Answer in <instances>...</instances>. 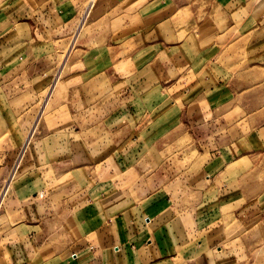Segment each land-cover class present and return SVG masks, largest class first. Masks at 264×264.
<instances>
[{
    "label": "crops",
    "instance_id": "1",
    "mask_svg": "<svg viewBox=\"0 0 264 264\" xmlns=\"http://www.w3.org/2000/svg\"><path fill=\"white\" fill-rule=\"evenodd\" d=\"M83 25L60 108L100 112L94 128L108 129L114 147L124 133L118 142L131 139L130 150L98 154L91 186L68 193L55 217L37 214L38 197L29 199L23 221L0 234V264H197L198 247L181 249L207 238L215 213L245 198V161L264 175V0H0V188L12 170L0 204L36 127L24 141L20 130L10 135L6 117H26L54 78L53 43ZM134 109L159 118L115 129L118 111L127 120ZM75 123L71 114L66 129ZM166 128L214 160L166 182L158 146ZM142 133L156 137L159 154L144 148ZM232 174L239 177L229 181ZM262 183L247 195L259 210ZM26 191H16L23 201Z\"/></svg>",
    "mask_w": 264,
    "mask_h": 264
},
{
    "label": "rangeland",
    "instance_id": "2",
    "mask_svg": "<svg viewBox=\"0 0 264 264\" xmlns=\"http://www.w3.org/2000/svg\"><path fill=\"white\" fill-rule=\"evenodd\" d=\"M87 34L88 30L83 25L79 31L78 28L72 30L64 40L60 39L53 43L57 68L50 85L39 94L37 103L26 112L25 118L16 120V118L8 119L6 117V122L10 123L8 126L10 135L13 137L14 133L20 130V139H24V141L35 124L36 127L30 143L25 148L26 153L22 154L20 167L11 178L9 188L0 204V234L19 221H23L25 214L29 212L30 203L28 200H32L34 197H38L40 201L37 214L54 215L55 217L60 211V203L66 199L68 193L71 194L81 188L91 186L92 181L88 178L93 175V167L94 163L98 161V154L106 155L113 152L114 149L124 154L125 151L130 150L131 139L118 142V139L124 138L122 135L124 133L116 134L117 144L114 147L115 143L110 141L108 129L94 128L104 117L99 116L100 112H86V115L78 116L77 113H80L77 111L78 109L74 110L77 112H73L60 108L66 106L68 98L67 80L64 77L69 69L70 60L81 49L79 44L83 42V36ZM183 34L181 32V38ZM58 73L59 77L54 84ZM145 111L134 109L127 120V116L122 117L126 115V111H118L115 129L119 130L120 127L122 129L127 124L132 130L136 124H141L142 129H145L151 121H157L159 118L157 112ZM71 114L74 115L76 123L83 122L85 127L77 126L75 123V127L66 129V123ZM176 133H173V128H166L164 133L161 132L163 134L162 142L158 143L159 156L165 162L166 182L169 181V178L174 177V173L177 175L188 169L195 171L214 160V157L208 154L209 148L204 150L201 146L203 144L192 143L187 133L183 136H176ZM136 135L137 132L133 131L132 138ZM141 137L143 138V135ZM144 138V148L150 147V154H159L153 146L156 145L154 143L156 137H145L144 134ZM207 145L210 148L213 147V145ZM21 147L19 149L23 150ZM94 155L95 157H93ZM23 167L27 169H23ZM253 167L251 159L245 161L244 167L240 169L242 175L239 181L243 179L240 190L243 191L246 187L248 189L244 191L245 198L238 205L223 207L218 214L215 213L210 220L209 228L212 230L207 233V238H199L181 249L182 252H186L198 247V252L195 255L197 264L201 259H211L213 264L221 262L223 264H264V216L261 214L264 213V206H261L260 210L256 209L254 196L247 199L248 194L253 195V190L263 187V183L260 186L258 180L260 178L263 180L264 175L263 173L262 175L253 174L255 172ZM10 171L9 174H6V180L0 188V197L11 176L12 170ZM63 172H67V174L61 175ZM96 172L98 173L99 170L97 169ZM231 176L233 177L229 178V181H234L239 177L234 174ZM19 186L26 188L28 194L31 190L32 194L27 196V201H23L22 195L16 192ZM234 187L237 188V184ZM209 197L213 196L209 195ZM13 208L20 211V216L18 212L12 211ZM174 264H184V261L176 259Z\"/></svg>",
    "mask_w": 264,
    "mask_h": 264
}]
</instances>
